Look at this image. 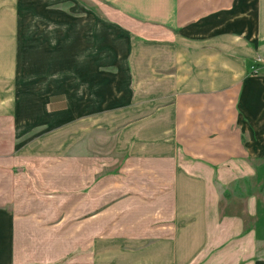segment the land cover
<instances>
[{"label": "crops", "instance_id": "1", "mask_svg": "<svg viewBox=\"0 0 264 264\" xmlns=\"http://www.w3.org/2000/svg\"><path fill=\"white\" fill-rule=\"evenodd\" d=\"M263 167L264 0H0V264H264Z\"/></svg>", "mask_w": 264, "mask_h": 264}, {"label": "rangeland", "instance_id": "2", "mask_svg": "<svg viewBox=\"0 0 264 264\" xmlns=\"http://www.w3.org/2000/svg\"><path fill=\"white\" fill-rule=\"evenodd\" d=\"M240 187H234L230 192H228L229 195L234 197H240V196H246V194L254 193L258 195L262 201H264V167L261 169V173L255 177L254 183L249 184L246 180V185ZM225 195H227V192H222ZM68 256H60L58 254L53 255V262L57 263H65L68 259Z\"/></svg>", "mask_w": 264, "mask_h": 264}, {"label": "built area", "instance_id": "3", "mask_svg": "<svg viewBox=\"0 0 264 264\" xmlns=\"http://www.w3.org/2000/svg\"><path fill=\"white\" fill-rule=\"evenodd\" d=\"M252 70H253V72H256L257 71V69L255 67H253Z\"/></svg>", "mask_w": 264, "mask_h": 264}]
</instances>
